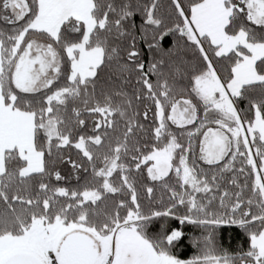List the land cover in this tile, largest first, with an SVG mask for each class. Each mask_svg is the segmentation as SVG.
<instances>
[{
    "label": "snow or ice",
    "instance_id": "obj_1",
    "mask_svg": "<svg viewBox=\"0 0 264 264\" xmlns=\"http://www.w3.org/2000/svg\"><path fill=\"white\" fill-rule=\"evenodd\" d=\"M0 264H264V0H0Z\"/></svg>",
    "mask_w": 264,
    "mask_h": 264
},
{
    "label": "trees",
    "instance_id": "obj_2",
    "mask_svg": "<svg viewBox=\"0 0 264 264\" xmlns=\"http://www.w3.org/2000/svg\"><path fill=\"white\" fill-rule=\"evenodd\" d=\"M224 242L225 244L229 242V232L228 231L224 232ZM187 255H191V252H188Z\"/></svg>",
    "mask_w": 264,
    "mask_h": 264
}]
</instances>
